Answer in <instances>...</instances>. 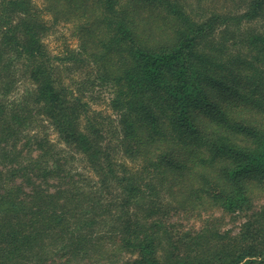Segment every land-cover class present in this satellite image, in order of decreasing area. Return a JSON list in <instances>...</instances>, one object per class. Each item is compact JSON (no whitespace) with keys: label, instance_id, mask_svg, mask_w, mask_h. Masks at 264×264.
I'll return each instance as SVG.
<instances>
[{"label":"trees","instance_id":"1","mask_svg":"<svg viewBox=\"0 0 264 264\" xmlns=\"http://www.w3.org/2000/svg\"><path fill=\"white\" fill-rule=\"evenodd\" d=\"M38 1L0 0V264H264V0Z\"/></svg>","mask_w":264,"mask_h":264},{"label":"rangeland","instance_id":"2","mask_svg":"<svg viewBox=\"0 0 264 264\" xmlns=\"http://www.w3.org/2000/svg\"><path fill=\"white\" fill-rule=\"evenodd\" d=\"M38 2L40 5L41 4L43 5V0H39ZM46 19L51 21L53 18L50 14H47ZM45 41L48 45V48L52 51L53 54H59L62 53V51L66 50V47H70V48L76 47L78 45L79 39L77 38V36L75 37V35L73 34V29L71 25H67L63 22H59L52 26L49 34L45 38ZM30 86L31 84L24 80V82L20 84L19 89L16 91L13 97H16L19 92L23 91L24 89ZM99 97L94 102V107L96 109H103L107 113L115 115L114 113H112V110L108 106V102H109L108 92H106L105 90H101ZM38 129L42 134H44V132L46 131V133L49 134V137L52 138L53 141L58 143L60 147L62 148L65 147V144L60 141L59 134L55 130H53V128H51L50 126H46L45 128L40 127ZM64 149L70 151L69 154H64L65 159H63L67 162L66 166L68 169H71L74 172H85L91 174V171L88 170L89 168L87 166V163L82 160L81 155L69 150L68 147ZM199 212L200 211L174 212L173 210V212L171 213L170 220L175 221L177 225H179L178 227L181 230L184 229V231H187L189 229L190 230L199 229L202 225L201 219L203 217H206L207 215H211V212H209L208 214H205V212H203L202 215ZM215 215L216 216H213V218H217L220 216L223 218L224 221L222 223L223 227L228 230L231 229L233 234L240 231L242 223L247 219L245 215H240V216H237L235 214L224 215L220 210H216ZM173 229L176 232L177 228L176 229L173 228Z\"/></svg>","mask_w":264,"mask_h":264}]
</instances>
